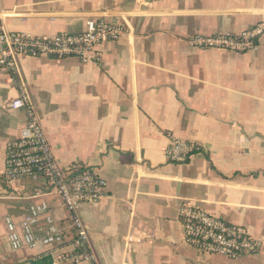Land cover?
Returning <instances> with one entry per match:
<instances>
[{
  "label": "crops",
  "instance_id": "obj_1",
  "mask_svg": "<svg viewBox=\"0 0 264 264\" xmlns=\"http://www.w3.org/2000/svg\"><path fill=\"white\" fill-rule=\"evenodd\" d=\"M8 30L39 36L79 33L90 18L124 25L99 45L102 63L20 56L26 83L63 167L97 168L107 195L82 204L99 264H264V37L256 51L193 47L197 34L240 33L264 22V0H3ZM0 68V264H53L42 244L13 250L4 217L20 223L46 200L71 239L70 214L56 192L4 181L7 143L21 135L24 109ZM171 137L202 153L171 163ZM190 202L246 226L259 243L238 259L203 254L185 242L179 207ZM44 224V219L41 220ZM41 233V232H39Z\"/></svg>",
  "mask_w": 264,
  "mask_h": 264
},
{
  "label": "built area",
  "instance_id": "obj_2",
  "mask_svg": "<svg viewBox=\"0 0 264 264\" xmlns=\"http://www.w3.org/2000/svg\"><path fill=\"white\" fill-rule=\"evenodd\" d=\"M124 33V25L105 18L88 19L82 32H61L50 37L10 31L4 23V4L0 0V68L8 73L10 81L18 89V96L9 106L24 109L27 114L21 135L7 143L4 181L13 185L29 180L35 188L44 186L46 189L38 190L37 194L56 192L70 214L74 232L71 239L66 237L56 223L50 205L42 199L30 205L29 213L20 223L12 217H4L7 238L13 250L42 244L55 252L53 264H99L79 208L82 204L95 205L101 201L107 195L108 181L97 168L81 164L63 167L59 164L26 83L18 78V59L20 56L75 57L83 63L100 64L103 56L99 45L119 40ZM263 37L264 22H260L240 33L197 34L189 39V43L201 49L246 53L258 50ZM203 151L200 143L171 137L166 156L171 163H186ZM178 213L185 242L203 254L238 259L255 253L259 248L258 241L246 226L232 223L193 203H182Z\"/></svg>",
  "mask_w": 264,
  "mask_h": 264
}]
</instances>
